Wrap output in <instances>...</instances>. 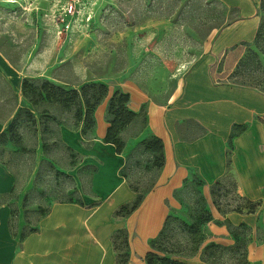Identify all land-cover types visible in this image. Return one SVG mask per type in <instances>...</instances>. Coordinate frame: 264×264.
I'll use <instances>...</instances> for the list:
<instances>
[{"label": "rangeland", "instance_id": "obj_1", "mask_svg": "<svg viewBox=\"0 0 264 264\" xmlns=\"http://www.w3.org/2000/svg\"><path fill=\"white\" fill-rule=\"evenodd\" d=\"M69 2L0 0V49L22 71V94L33 113L22 110L14 127L0 139V161L16 177L15 188L2 199L11 204L10 225L17 236L36 229L55 202L91 194L93 171L98 164L69 147L59 133V124L80 125L84 108L80 110L71 92L65 95L67 106L46 97L45 81L67 90H79L87 82H102L109 86V95L117 88L125 91L120 85L127 83L148 95L139 111V116L145 118L149 103L168 105L178 96L191 64L238 16L236 9L219 0H75L73 11ZM249 46L255 48L253 42ZM25 81L28 86L23 88ZM17 106L16 90L0 74V124L12 123L16 117L10 116ZM143 124L120 134L126 138ZM92 129H86L84 135L90 137ZM84 163L93 166L81 168ZM158 163L157 153L141 144L137 146L126 169L131 185L144 190L161 167ZM57 170L71 176L59 175ZM200 185L198 178L185 183L177 196L178 206L170 213L188 222L199 220L200 209L208 205ZM211 198L221 213L248 208L247 201L237 194L232 176L212 185ZM126 218L121 207L110 218L118 227L110 229L106 239H112L117 228L128 229L131 234L128 245L123 234H118L116 243L112 239L118 248L110 250L111 264L118 255L120 264L124 260L126 264H146L154 237L135 245L132 240L138 234H132L125 225ZM212 219L211 212V219L200 226L206 239L196 253L183 258L185 261L201 262L204 244L211 241L207 223ZM228 226L245 238L244 228ZM255 228L257 238L264 236L263 223H257ZM217 252L219 264H230L229 251Z\"/></svg>", "mask_w": 264, "mask_h": 264}, {"label": "crops", "instance_id": "obj_2", "mask_svg": "<svg viewBox=\"0 0 264 264\" xmlns=\"http://www.w3.org/2000/svg\"><path fill=\"white\" fill-rule=\"evenodd\" d=\"M219 1L236 9L238 16L191 64L180 93L171 103H149L146 117H140L148 95L121 83V88L130 93V108L138 113L123 132L144 123L124 138L121 152L114 143L104 140L109 126L108 98L95 109L90 137L82 131V120L78 126L59 124L63 141L98 163L93 171L92 193L81 196L82 202H55L35 230L17 236L10 225L11 204L2 199L15 188L16 177L0 161V264H111L110 250L116 251V247L113 235L106 239V233L118 227L110 219L113 212L143 195L139 206L126 213L124 222L132 234H138L133 243L144 244L157 236L167 215L178 206L177 196L185 183L197 178L202 181L200 190L213 215L207 223L209 240L232 246L237 239L228 225L245 224L248 264H264V238L256 237L255 228L259 222L264 224V92L229 80L256 36L261 0ZM21 73L0 49V74L18 94L16 112L10 117H19L23 108H29L20 86ZM10 125L9 121L0 124V135ZM152 136L162 140L163 164L153 181L139 190L131 185L125 170L137 146ZM225 176H232L239 197L258 203L255 212L243 206L242 210L225 213L217 209L211 187ZM126 230L130 243V230Z\"/></svg>", "mask_w": 264, "mask_h": 264}, {"label": "trees", "instance_id": "obj_3", "mask_svg": "<svg viewBox=\"0 0 264 264\" xmlns=\"http://www.w3.org/2000/svg\"><path fill=\"white\" fill-rule=\"evenodd\" d=\"M259 11L263 13L261 16L260 24L256 33L254 40L252 41L255 48L249 46L247 52L241 57L236 65V68L230 75V78L235 80H230L231 82L238 84L240 86H251L257 88L264 92V86L262 82L264 81V0H261ZM28 83L25 81V86ZM43 90L46 93V97L53 99L56 102H61L65 106L69 104L66 99V94L71 92L74 94V98H77L80 104L81 111L84 108L83 116L79 117V121H83V133H86V129L93 128L95 125L94 112L97 106L108 98V121L109 126L104 137L106 142H112L116 145L118 152H121L125 147L126 140L121 136V131L131 123L137 116V112L130 108V93L117 88L113 91L111 95L109 86L102 82H87L84 83L80 89L67 90L64 87L58 86L49 81L43 83ZM24 95L26 93L24 91ZM27 112L32 113L29 108H23ZM21 110V111H22ZM79 115H82V112ZM17 117L12 121L9 130L15 125ZM55 119V117L53 118ZM6 132L1 133L0 139L4 137ZM141 145L145 146L146 150L153 151L157 153V160H159L158 166L163 164V144L159 137L152 136L141 142ZM93 166L92 164H84V167ZM57 174L66 176H71L69 173L57 170ZM125 170V175H126ZM143 198L142 194H139L138 198L131 205H123L121 211L125 213H130L132 210L136 209L141 203ZM69 200L82 202L81 197ZM257 202L247 201V210L250 212H255L257 209ZM237 210H242L239 207ZM211 219V212L206 207L200 209L199 220L193 222H188L187 220L175 216L169 213L164 221V224L157 234L151 240V249L146 254V264H219L218 250H227L231 253L228 261L230 264H248L247 259V241L248 238H241L240 234L234 230L236 237V243L232 246H225L219 242L207 241L204 244V250L201 254L200 263H191L185 261L183 258L187 257L188 254L197 252L201 248L202 242L206 239L204 233L201 232L200 226ZM236 228H243L245 224L240 226H235ZM32 230H35L33 228ZM118 234L124 235V241L128 245V232L126 229H119L113 234V241L116 243V238ZM259 237L264 238V236L259 235ZM195 244V245H194ZM118 248V247H116ZM216 257L213 259V257ZM118 257H120L118 255ZM117 257V264L121 263ZM228 260V259H227ZM126 260L122 264H126ZM227 262V261H226Z\"/></svg>", "mask_w": 264, "mask_h": 264}, {"label": "built area", "instance_id": "obj_4", "mask_svg": "<svg viewBox=\"0 0 264 264\" xmlns=\"http://www.w3.org/2000/svg\"><path fill=\"white\" fill-rule=\"evenodd\" d=\"M74 2H75V0H70V2H69V8H70V10L71 11H73L75 8H74Z\"/></svg>", "mask_w": 264, "mask_h": 264}]
</instances>
